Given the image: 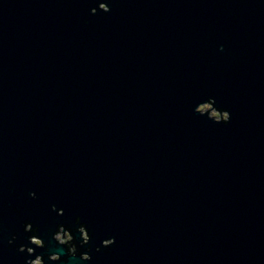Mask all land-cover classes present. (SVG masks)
Here are the masks:
<instances>
[{
  "label": "water",
  "instance_id": "water-1",
  "mask_svg": "<svg viewBox=\"0 0 264 264\" xmlns=\"http://www.w3.org/2000/svg\"><path fill=\"white\" fill-rule=\"evenodd\" d=\"M97 2L0 0V264L76 216L92 264H264V0Z\"/></svg>",
  "mask_w": 264,
  "mask_h": 264
},
{
  "label": "clouds",
  "instance_id": "clouds-1",
  "mask_svg": "<svg viewBox=\"0 0 264 264\" xmlns=\"http://www.w3.org/2000/svg\"><path fill=\"white\" fill-rule=\"evenodd\" d=\"M98 9L104 13L111 11V7L108 3L104 2V0H98L96 7L90 9V14L95 15ZM219 50L223 51V45L220 46ZM194 111L201 116H206L209 120L217 124L222 123L227 125L231 120V113L226 109L217 107L215 99L211 96L206 101L198 103ZM29 196L35 199L36 193L30 192ZM52 210L55 211L58 216L64 215V209L57 208L56 205L52 206ZM22 227L24 233L27 234V243H22L17 248V251L19 253L26 252L29 257H35L34 259H27L26 264H49V262H52V264H71V261L76 258L80 261L92 264V246L90 243L92 234L88 230L87 223L82 222L80 216H76L73 224H65L63 222L57 224L55 231L52 233V239L58 246H62L65 250L63 256L59 252L53 251L48 247L47 242L40 235L39 227L34 226L31 221H24ZM16 238V236H13L12 239L8 241V244L12 245ZM115 242V237L109 235L99 242L95 251L99 253L103 249L107 252ZM29 245H34L35 247ZM37 248L43 249V253L37 254ZM96 261H99L98 256L96 257ZM128 264H135V261L129 260Z\"/></svg>",
  "mask_w": 264,
  "mask_h": 264
}]
</instances>
